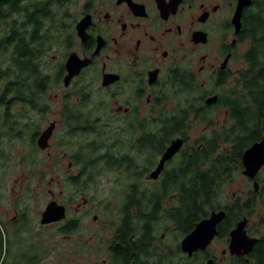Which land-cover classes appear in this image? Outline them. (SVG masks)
I'll list each match as a JSON object with an SVG mask.
<instances>
[{"label":"flooded vegetation","instance_id":"obj_1","mask_svg":"<svg viewBox=\"0 0 264 264\" xmlns=\"http://www.w3.org/2000/svg\"><path fill=\"white\" fill-rule=\"evenodd\" d=\"M0 4H4L0 20H11L5 36L0 38V54L10 52L12 67L16 53L23 52L26 61L21 70L26 87L24 105L20 111L0 114L2 125H13L0 126V167H7L12 154H18L16 165L21 171L15 172L24 174L14 175L13 179L2 175L6 169L0 173V264H44L46 227L59 232L68 228L62 233L73 240L71 264H264V258L261 262L254 254L256 246L264 242V165L255 178L246 176L243 166L244 151L261 140L264 132L243 150L239 164L231 166V174L222 186L214 187L212 206L206 207L208 215L201 216L192 230L214 211H224L225 216L217 224L210 244L191 254L182 246L192 231L182 234L189 224L188 209L172 206L184 191H169L160 206L153 202L147 207L99 208L85 198L87 187L74 186L66 203L54 198L66 206L64 219L42 222L51 199L45 208L37 209V216L31 220L28 201L42 203L37 192L44 177V171L35 167L45 163L28 159L27 143L19 148L13 142L26 139L29 124L37 123L34 116L50 111L61 114L60 121L68 131L70 121H75L79 132L70 137L72 148L62 154V149L47 154L51 157L48 165L67 161L70 170L76 167L77 172H71L69 178L78 179L83 176V166L90 164L83 153L90 150L85 137L93 135L91 124L97 119L91 114H101V151L106 157L110 151L118 156V165L128 180L125 184L138 185L137 190L133 189L135 197L143 196L140 189L144 182L156 191L158 184L172 181L171 172L178 169L176 180L193 178L188 167L195 162L193 157L198 151L204 157L203 172L214 173L227 147L219 142L211 151L205 150L211 141L219 140V131L230 113L220 106V98L245 94L241 77L251 68L252 45L246 31L256 18L264 20V0H0ZM13 35H19L21 44L12 40L5 45L3 39ZM71 56L87 63L66 83ZM260 57L264 63V52ZM31 65L34 69L29 68ZM36 80L41 82L37 85ZM56 88L52 101L59 108L53 110L47 95ZM214 96L216 102L208 103ZM170 114H188L183 116L184 134L169 136L157 152L158 141L164 140L158 133L164 131L163 119ZM73 116L78 120H71ZM53 122L52 136L59 124L54 119L49 125ZM49 125L33 133L36 144ZM178 138L183 140L181 148L164 163L158 177H152L163 154ZM50 146L40 149L46 151ZM239 174L246 182L245 189L222 199V187L233 183ZM35 179L41 184L34 188L30 182ZM77 196L84 197V201L72 209L71 202ZM238 201L245 204L239 218ZM124 212L132 213L130 222H125ZM244 219L248 236L257 241L248 254L237 255L230 250L231 232Z\"/></svg>","mask_w":264,"mask_h":264},{"label":"trees","instance_id":"obj_2","mask_svg":"<svg viewBox=\"0 0 264 264\" xmlns=\"http://www.w3.org/2000/svg\"><path fill=\"white\" fill-rule=\"evenodd\" d=\"M3 5L4 4H0V14L2 13ZM246 34H249L247 36L252 40V45L249 52L251 68L247 69V74H243L241 77V79L244 80L243 85L245 94L243 93L244 95H242L241 92H238L234 96L220 98V106L229 109L230 113L227 119L228 122L231 121V124L229 125L227 122L225 126L228 128L225 126L221 127V130L219 131V140L211 141L210 146H207L205 150L211 151L214 147H217L219 142L221 145L223 144L227 147L226 151L219 158V164L217 163L215 166L217 171H214V173L212 171L203 172L201 161H203L204 157L202 151H198L193 157L196 158L195 162L193 161V164H190L188 167L189 173L194 175L193 178H190L186 182L176 180L175 177L176 175H179L180 172L178 169L176 170L177 172H171V176L173 177L171 179L172 181H165L164 183L158 184L156 191L151 184H148L146 187H141L140 190H143V196L140 198L133 195V189L137 190L138 185L136 183H128L127 189L123 193L124 197L118 204L119 207H147L153 205V202L155 205L160 206L167 198L169 191H178L179 193L184 191L183 195H178L172 203V206H179L188 209L189 224L186 229L182 231V234L190 232L194 223L199 220L201 216L208 215L206 207L212 206V200L215 195L214 187L221 185L226 181V177L231 174V166L239 164L243 150L252 142L261 138L264 132V63L260 57V53L264 52V20L259 17L256 18V20L250 24V28L247 29ZM17 36L13 35L9 40L3 39V42L5 41L4 44L8 45V41L12 40L21 44V39L19 35ZM20 44L19 47H21ZM22 53L23 52L16 53L12 68L6 69L2 66L0 67V114L1 112H9V107L13 104H19L20 106L24 105L25 95L23 89H26V87L23 83L24 78H22L21 70L25 69L24 63L26 61ZM30 56H32V54H30L29 57ZM29 68L32 69L33 66L31 65ZM38 82L41 81L36 80V84ZM31 85L36 86L33 83ZM31 85L30 88L32 87ZM10 95L13 96L14 100L19 102L12 100V102L7 103L8 96ZM187 115L188 114H170L163 119V123L166 122V124L164 125V131L158 133V137L162 136L164 140L158 141L159 148H157V152H160L164 148L165 142H167L166 138L177 134H184L183 131L185 128L183 116L186 118ZM4 119L7 121L6 118ZM73 119L78 120V117L73 116L71 120ZM14 120L16 119L14 118ZM67 120L69 119L67 118ZM70 122L71 123L68 124V135L73 136L79 132L77 129L79 125L76 124L75 121ZM0 126L13 125H2V122H0ZM91 126H93L91 133L94 137L91 141H86L89 145L88 149L90 150L83 153V158L87 161L90 160V164L83 166V176L78 179H70L69 181L70 184L76 188L88 187L93 182H97V179L108 171L121 170V167L117 162V155H113L110 151V156L106 157L101 151L103 147L104 130L99 117L94 120V123L91 124ZM33 136L34 139H32V142L34 145H37L35 143L36 134H33ZM208 147L209 150H207ZM185 185H187V188ZM154 196L157 197L155 198ZM106 205L108 207L110 206L108 203ZM236 207L238 208L237 217L239 218L243 215L245 204H241V202L238 201ZM202 208L204 209L202 210ZM124 214V216H127L125 222H130L129 216H131L132 213L124 212ZM63 231H68V228H62V232ZM254 254H256L262 262L264 258L263 240L256 246ZM259 259L258 262H260Z\"/></svg>","mask_w":264,"mask_h":264},{"label":"rangeland","instance_id":"obj_3","mask_svg":"<svg viewBox=\"0 0 264 264\" xmlns=\"http://www.w3.org/2000/svg\"><path fill=\"white\" fill-rule=\"evenodd\" d=\"M10 18H5L4 21L0 20L2 23V26L0 28V38H3L5 36V33L7 32V28L10 23ZM10 55V52L6 54H0V65L5 67L6 69H10L12 66L11 62L8 60V57ZM11 64V65H10ZM9 67V68H8ZM58 92V88L52 89L49 94L47 95V98L52 101L54 94ZM96 95V93H95ZM14 100L13 96H8V100ZM95 97L93 98V100ZM15 102H19L14 100ZM53 102V101H52ZM11 111H20V105L19 104H13ZM59 108V104L53 102V110H57ZM42 116H34L37 123H30L29 129L26 135L25 140H14V144L18 145V147H21L22 143H27V146L25 147L28 159L30 160H36L39 161V163H45L44 166L36 165L35 168H37L38 171L42 170L44 171V177L42 184L38 181V179H35L34 182H30V185H32L34 188L37 185L41 184V188L38 187V194L42 199V203L32 202V200L29 199V213L30 218L37 216V209L38 208H45L46 204L51 200L56 198L57 200L62 201L63 203H66L71 195L74 192V186L70 184V173L77 172V168H70L67 165V161L60 162V164H53L48 165L49 158L47 152L51 154H56L61 149V153L65 151H69L72 148V142L70 141V137L68 135V129L64 124L60 121L59 116L61 114H54L51 111L48 114L43 113ZM93 117H96L101 120V114H91ZM103 116H107V114H102ZM224 114H220V118H223ZM58 119L59 124L54 132V135L52 136L50 143L51 146L48 150L42 151L37 145H34L32 142V139H34L33 133L37 131V129L40 128V130L47 125H49V122ZM93 135L85 137L87 140H92ZM75 141V139H74ZM36 143V141H35ZM75 144V143H74ZM13 158L11 159L10 163L7 164V167H0V173L1 171H6L2 173L3 176H16L21 177L24 176L23 173H17L15 171H21L20 167L16 164L18 163V154H12ZM41 161V162H40ZM52 161V160H50ZM28 174L31 175L29 177H32L31 167H26ZM18 169V170H17ZM13 177V179L15 178ZM12 179V180H13ZM127 178L124 173H122L121 170H113L108 171L105 174H103L101 177L97 179V182H93L91 185H89L86 189H84L85 198L91 199L92 202L96 204L97 207L102 208L108 207L106 204L108 203L111 207H119V203L122 201L124 195L123 190L125 191L127 189ZM7 183V182H6ZM38 183V184H37ZM149 182H144V185L142 187L148 186ZM246 182L243 179V176L241 174L238 175V177L235 179V181L231 184H226L222 187L223 193L222 196L224 198H230L233 193H238L242 189H245ZM33 188V189H34ZM144 189V188H143ZM30 194V191H29ZM42 194V196H41ZM73 199V197H72ZM84 197L77 196L74 198V202H71V208L73 209L76 207L77 203H83ZM70 208V206H69ZM73 212V211H72ZM44 241L42 244V247L44 248V264H71L72 263V255H70V250L72 248L71 243L73 240H71L69 237L66 236V234H63L61 231L59 232L54 227H46L44 230L43 235Z\"/></svg>","mask_w":264,"mask_h":264},{"label":"water","instance_id":"obj_4","mask_svg":"<svg viewBox=\"0 0 264 264\" xmlns=\"http://www.w3.org/2000/svg\"><path fill=\"white\" fill-rule=\"evenodd\" d=\"M240 22L238 23V31ZM87 62L78 61L71 56L67 63L68 75L66 77V83L69 82L71 77L78 74L81 67ZM217 96L210 97L207 102H216ZM55 123H51L38 137L37 144L39 148L46 149L50 146V138L53 134ZM183 143V140L178 138L172 141L171 145L167 148L162 156L159 166L151 176L156 178L164 167V163L172 158L174 154L179 151ZM264 165V136L261 140L253 143L243 153V166L244 174L250 178H255L260 168ZM256 189H258V183H255ZM225 212H212L208 218L201 220L197 223L196 227L183 239V249L189 251L191 254L198 248H206L217 233V224L224 218ZM66 217V206L58 203L57 200H51L42 214V222L45 224L57 222ZM247 219L241 220L237 227L231 232V244L230 250L237 255L248 254L257 239L251 238L246 232Z\"/></svg>","mask_w":264,"mask_h":264}]
</instances>
